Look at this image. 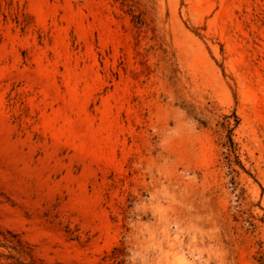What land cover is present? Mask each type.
I'll list each match as a JSON object with an SVG mask.
<instances>
[{
    "label": "rangeland",
    "instance_id": "1",
    "mask_svg": "<svg viewBox=\"0 0 264 264\" xmlns=\"http://www.w3.org/2000/svg\"><path fill=\"white\" fill-rule=\"evenodd\" d=\"M0 239L264 264V0H0Z\"/></svg>",
    "mask_w": 264,
    "mask_h": 264
},
{
    "label": "trees",
    "instance_id": "2",
    "mask_svg": "<svg viewBox=\"0 0 264 264\" xmlns=\"http://www.w3.org/2000/svg\"><path fill=\"white\" fill-rule=\"evenodd\" d=\"M228 124L230 125V123L228 122ZM238 124V123H237ZM1 239H0V244H1ZM17 244H18V246H13V247H11V249H13L16 253H18V254H21L22 252L19 250V247L21 246H23L22 245V242H20V241H17ZM6 259H8V260H13V261H15L17 264H23L20 260H19V258H17L16 256H8Z\"/></svg>",
    "mask_w": 264,
    "mask_h": 264
}]
</instances>
